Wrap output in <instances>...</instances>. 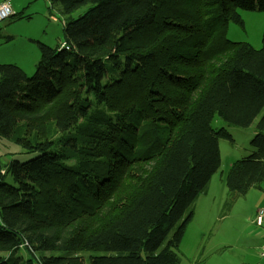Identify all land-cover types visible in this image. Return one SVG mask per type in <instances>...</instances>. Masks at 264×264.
Returning a JSON list of instances; mask_svg holds the SVG:
<instances>
[{
	"label": "trees",
	"instance_id": "obj_1",
	"mask_svg": "<svg viewBox=\"0 0 264 264\" xmlns=\"http://www.w3.org/2000/svg\"><path fill=\"white\" fill-rule=\"evenodd\" d=\"M50 2L65 45L39 42L31 76L0 63V138L28 156L0 154V264H180L184 215L234 141L216 119H258L223 216L264 184V33L228 38L264 0Z\"/></svg>",
	"mask_w": 264,
	"mask_h": 264
},
{
	"label": "rangeland",
	"instance_id": "obj_2",
	"mask_svg": "<svg viewBox=\"0 0 264 264\" xmlns=\"http://www.w3.org/2000/svg\"><path fill=\"white\" fill-rule=\"evenodd\" d=\"M12 5L16 16L0 23V63L16 64L31 76L35 72L36 61L40 59L38 43L52 47L63 45L68 19L52 7L50 0H14ZM89 7L90 5H86L73 12L71 18L76 19ZM238 11L244 25L230 22L228 38L249 42L256 49L261 48L264 11ZM257 121L258 119L248 128L224 125L234 138L233 142L220 139L222 166L217 176L224 174L227 195L229 190L226 175L231 164L254 151L250 142L256 134ZM19 150L18 145L9 138H0V154L4 155L6 162L10 160L11 153L19 160L28 159L26 154L18 153ZM262 186V189H251L245 196L238 198L225 216L222 213L223 205L219 208L218 201L211 205L196 203V212L192 209V204L183 218L193 213L185 239L180 245V264H263L264 257L260 255V251L264 239V225L258 226L254 222L256 210L264 201V184ZM176 230L177 227L170 233L164 245ZM21 252L25 254L23 249Z\"/></svg>",
	"mask_w": 264,
	"mask_h": 264
},
{
	"label": "crops",
	"instance_id": "obj_3",
	"mask_svg": "<svg viewBox=\"0 0 264 264\" xmlns=\"http://www.w3.org/2000/svg\"><path fill=\"white\" fill-rule=\"evenodd\" d=\"M1 1H3V0H0V2ZM37 62L38 61H36L35 65L37 64ZM214 125L216 127H225L224 125H226V123L216 119L214 122ZM219 146H220V151H221L220 142H219ZM221 157H222V151H221ZM229 161L231 162L232 160H229ZM221 163H222V158H221ZM221 166L222 165L220 164V166L214 171V173L212 174V176L208 180L207 184L200 191V193L198 194V196L196 197V199L192 203L193 204L192 209L194 210V212H196V206H195L196 203H198L199 205H203V204L211 205L213 202L218 201L219 202V208H220L223 205V203L226 201L228 195H227L226 186L224 184V181H225L224 174L220 173L219 176H217L219 171H220ZM216 176H217V178H216ZM218 180H219V183H218ZM218 186L222 187V189L219 188ZM262 206H264V201H263L262 205L259 206L258 208H260ZM258 208H257V210H258ZM185 236H186V233H185ZM185 236H184V239H185ZM184 239H183V241H184ZM183 241H182V243H183ZM198 244L199 243H197V247H198ZM261 244L262 245L264 244V239H263ZM242 264H250V263H244L243 262Z\"/></svg>",
	"mask_w": 264,
	"mask_h": 264
},
{
	"label": "built area",
	"instance_id": "obj_4",
	"mask_svg": "<svg viewBox=\"0 0 264 264\" xmlns=\"http://www.w3.org/2000/svg\"><path fill=\"white\" fill-rule=\"evenodd\" d=\"M13 0H3L0 2V23L11 18L15 14V9L12 5ZM63 45H65L63 43ZM67 49H69L68 46H66ZM254 222L258 226L264 225V206L258 208V210L255 213V220ZM260 255L264 257V244L261 246Z\"/></svg>",
	"mask_w": 264,
	"mask_h": 264
}]
</instances>
